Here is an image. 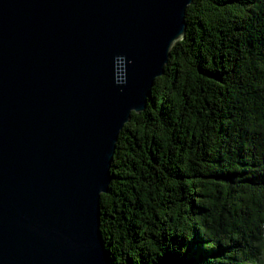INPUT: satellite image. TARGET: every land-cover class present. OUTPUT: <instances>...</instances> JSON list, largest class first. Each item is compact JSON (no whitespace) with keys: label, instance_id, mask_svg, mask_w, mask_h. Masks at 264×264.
<instances>
[{"label":"water","instance_id":"95a60500","mask_svg":"<svg viewBox=\"0 0 264 264\" xmlns=\"http://www.w3.org/2000/svg\"><path fill=\"white\" fill-rule=\"evenodd\" d=\"M193 0H0V264H111L116 145Z\"/></svg>","mask_w":264,"mask_h":264},{"label":"trees","instance_id":"16d2710c","mask_svg":"<svg viewBox=\"0 0 264 264\" xmlns=\"http://www.w3.org/2000/svg\"><path fill=\"white\" fill-rule=\"evenodd\" d=\"M116 145L111 264H264V0H193Z\"/></svg>","mask_w":264,"mask_h":264}]
</instances>
